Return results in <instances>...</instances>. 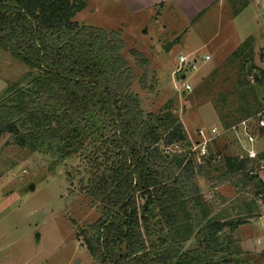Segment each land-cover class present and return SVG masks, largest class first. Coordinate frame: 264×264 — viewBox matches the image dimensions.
<instances>
[{"label":"trees","instance_id":"1","mask_svg":"<svg viewBox=\"0 0 264 264\" xmlns=\"http://www.w3.org/2000/svg\"><path fill=\"white\" fill-rule=\"evenodd\" d=\"M88 1L0 0V47L36 73L16 104L0 102V136L39 152L66 134L62 159L84 153L85 194L99 219L78 239L95 264H235L240 250L231 252L230 237L222 236L253 215L210 218L195 182L202 167L163 153L189 145L172 103L156 114L143 111L120 33L74 21ZM244 51L242 45L234 56ZM129 54L145 71L140 83H147V59L134 49ZM222 162L228 174L257 184L264 200L259 164L230 156ZM192 240L195 247L185 250Z\"/></svg>","mask_w":264,"mask_h":264},{"label":"rangeland","instance_id":"2","mask_svg":"<svg viewBox=\"0 0 264 264\" xmlns=\"http://www.w3.org/2000/svg\"><path fill=\"white\" fill-rule=\"evenodd\" d=\"M230 3L233 9L248 5L250 14V19L246 14L243 17L251 21L250 27L242 25L245 30H237L236 39L241 40L264 26L260 6L250 0ZM217 11L218 5L211 14L216 15ZM148 16L132 17L119 0H89L87 8L74 21L81 26L120 33L125 43L123 55L137 77L132 91L140 97L146 114L159 113L171 102L189 144L199 140V129L206 132L217 129L222 134L211 143L210 157L201 163L194 160L195 166L202 167L201 173L197 171L195 175L200 201L215 220L233 221L258 214L234 234L226 230L222 240L230 237L231 252L240 250L235 264H264V221H257L264 216V202L256 195L257 184L250 183L243 174H228L222 162L225 156L245 157L249 149L259 148V143L250 144L239 128L238 132L231 129L255 116L251 124L257 125L261 118L257 115L264 111V40L260 43L246 40L240 57L234 56L240 48L235 47V38V43L231 41L229 45H222L220 38L208 49L193 54L203 39L188 35V20L179 14L155 22ZM228 16L224 13L220 20L211 17L205 35L212 31L224 37L225 29L221 31L218 26H230ZM237 23H243L242 16ZM133 49L148 61L147 83L139 81L145 71L138 68L129 54ZM207 53L213 58L204 62ZM190 54L198 61V67L175 73L179 58ZM35 75L0 47V102L16 104ZM184 84L191 86V92H183ZM61 139L32 152L19 147L13 135L0 136V264H95L83 239H78L79 231L99 219L98 209L85 194L88 182L85 155L80 152L62 159L67 148L66 141ZM210 159L212 163H207ZM257 159L254 166L260 158ZM195 245L192 240L184 249L191 250Z\"/></svg>","mask_w":264,"mask_h":264},{"label":"crops","instance_id":"3","mask_svg":"<svg viewBox=\"0 0 264 264\" xmlns=\"http://www.w3.org/2000/svg\"><path fill=\"white\" fill-rule=\"evenodd\" d=\"M119 1L122 2L127 13H129V15H132V17H136V18L144 14H147V15H150L148 16L149 18H153V20L157 22L159 18L165 19L167 17L171 19L172 16L180 14V17L182 16V18L188 20L189 22L188 24L190 26L189 27L190 30H189L188 35L196 36L199 39H203L201 42L202 45L196 48V51L192 52L193 54H196L197 51L199 52L200 49H203V48L208 49L209 47L212 46V44L216 40L220 38H222L223 40L222 45H226V44L229 45L231 41L232 42L234 41L235 35L237 33L236 31L241 30V29L245 30V28H241L242 25L245 24L249 26V23L251 22L250 20L247 21L245 18L243 19V17L247 15L249 18L250 14L247 13L248 5L245 6L244 4V5H241L238 9H233L230 3L231 0H119ZM250 2L255 3L254 0H250ZM216 5H218V11L216 12V15H213L211 14V12L214 8H216ZM87 6H88V3H87ZM229 7L231 9H229ZM224 13L229 14L228 20L230 22V26L224 28L221 25H219L218 29L219 30L221 29V31L225 29V31H222V32H224L226 35L224 37H221L222 34L220 36L219 32L213 33L212 31L208 35H205L207 29H209L208 21L211 20V17L213 19L220 20L224 16ZM154 15H157V16H154ZM239 16H242V20H243V23H241L240 25L239 23H237L239 22ZM175 36H177V34H174V37ZM180 37L182 40L183 35H181ZM248 39H251L253 42L256 41L257 43H260V41L264 40V26L261 27V29L257 30V32H253V34L244 36V38H241V40L239 38L236 39L237 45L235 47L237 48L241 47L242 45H244V43ZM181 40L179 41L181 42ZM207 56L210 57V59L213 58V55L211 53H207L206 56L203 57V59ZM257 116H261L264 118V111L262 114L259 113ZM252 118H257V117L256 116L250 117V118L242 120L241 122L252 119ZM252 127H255L254 129L257 130L255 131L254 134L256 136V142L259 143V148L254 149V151L257 153L258 157L260 158L259 162L257 163L260 165V168L259 170L256 171L255 174L260 179V181H262V183L264 184V130L263 131L260 130L257 125H254V126L252 125ZM256 142L254 144H256ZM244 154H245V157L244 156H241V157H243V159H247L246 158L247 152H245ZM261 201L264 202L263 199ZM259 210L260 208L258 207L257 213L259 212ZM252 215L254 216L258 214H252ZM261 220L264 221V216L257 219L258 222ZM242 244L244 245V242Z\"/></svg>","mask_w":264,"mask_h":264},{"label":"built area","instance_id":"4","mask_svg":"<svg viewBox=\"0 0 264 264\" xmlns=\"http://www.w3.org/2000/svg\"><path fill=\"white\" fill-rule=\"evenodd\" d=\"M255 3L262 8V11L260 12V17L261 19L264 20V0H254ZM210 57H205L202 61H209ZM198 65V61L196 60L193 55H186V56H181L179 58V69L175 73H179L182 70L188 69L190 71L195 70ZM185 77V76H183ZM184 91L183 92H191L192 88L188 84H184ZM255 118L245 120L241 122L239 125L236 127H233L231 130L233 132H236V128H239L243 134V137L247 139V141L250 144H254L256 142V136L254 134V130L251 124V121L254 120ZM256 120V119H255ZM257 126L260 130H264V118L261 117L258 122ZM238 129V130H239ZM238 132V131H237ZM198 141L197 142H191L186 148H183L182 145H173L169 146L163 149V153L166 156L172 157V155H184L186 158V161L188 160H196L198 163H201V161L208 157L210 152L209 148L211 143L220 135L221 133L218 132L217 129H212L210 132H206L205 130L199 129L198 130ZM183 149H186L185 151ZM258 157L257 153L254 151V149H249L247 151V156L246 158L249 160H256ZM243 159V157H240ZM254 175V173H251V175Z\"/></svg>","mask_w":264,"mask_h":264},{"label":"water","instance_id":"5","mask_svg":"<svg viewBox=\"0 0 264 264\" xmlns=\"http://www.w3.org/2000/svg\"><path fill=\"white\" fill-rule=\"evenodd\" d=\"M183 96H185V93H184V95Z\"/></svg>","mask_w":264,"mask_h":264}]
</instances>
